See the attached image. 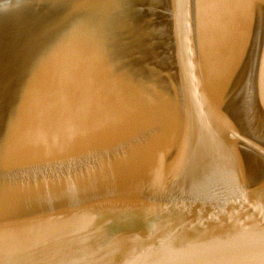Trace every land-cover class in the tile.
Returning <instances> with one entry per match:
<instances>
[{"label":"water","instance_id":"1","mask_svg":"<svg viewBox=\"0 0 264 264\" xmlns=\"http://www.w3.org/2000/svg\"><path fill=\"white\" fill-rule=\"evenodd\" d=\"M0 264H264V0H0Z\"/></svg>","mask_w":264,"mask_h":264}]
</instances>
